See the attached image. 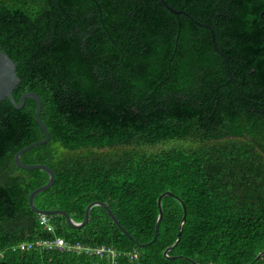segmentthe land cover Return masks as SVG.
Wrapping results in <instances>:
<instances>
[{"label": "trees", "instance_id": "trees-1", "mask_svg": "<svg viewBox=\"0 0 264 264\" xmlns=\"http://www.w3.org/2000/svg\"><path fill=\"white\" fill-rule=\"evenodd\" d=\"M0 0V264H264V0ZM212 35L211 36V31ZM189 140V141H187ZM173 141H179L175 144ZM187 142V143H186ZM162 216L155 239L156 200ZM177 243L162 251L176 237ZM61 236L69 250L34 241ZM30 242L26 250L17 243ZM103 246L88 255L76 251ZM13 247H16L13 249ZM188 258V259H187Z\"/></svg>", "mask_w": 264, "mask_h": 264}, {"label": "water", "instance_id": "water-1", "mask_svg": "<svg viewBox=\"0 0 264 264\" xmlns=\"http://www.w3.org/2000/svg\"><path fill=\"white\" fill-rule=\"evenodd\" d=\"M93 1H95V0H93ZM159 1L170 12H172V13L181 12V11H177L176 9H173L172 7L168 6L164 0H159ZM18 80L19 79H18V77H17V75L15 73L14 63L12 62V60L5 53H2L0 51V100L3 99V98H7L11 102L13 107L19 108L22 105L23 99L25 97H31L34 100V102H35L34 120H35L36 124L41 128V130H42V132L44 134L43 138L35 140V141H32V142L26 144L25 146H23L19 150H17L14 153V155H13V162H14V164L17 167L22 168V169L40 168L43 171H45L47 173V176H48L47 181H46L45 184L38 186L37 188L33 189L29 193V195H28V204H29L31 210L33 212H35V213H43V214H48V215H52V214L62 215V216H64V219H65L66 223L70 227H72V228H80L81 226L84 225V223L88 219L89 209L93 205H98V206L102 207L103 209H105V211L109 215L110 219L116 224V226L119 228V230L124 235H126L129 239H131L133 241L132 237L130 235H128V233L124 230V228L118 223L117 219L114 217V215L111 213V211L107 208V206L104 203L100 202V201H91V202H89L85 206L84 213H83V218L79 222H76V221L72 220V218L69 216V214H67L63 210H60V209L39 210V209H37L34 206V204L32 202L33 196L36 193L48 188L52 184L53 174H52L51 169L48 166L44 165V164H40V163L39 164L38 163L37 164H23L20 161V159H19V155L22 152H24L25 150L31 148L32 146L45 143L48 140V138H49V134H48V131L46 129V126L42 123V121L38 117V113H39V110H40V99H39L38 95L35 92H33V91H25V92L20 94V96L18 97L17 101H14V99L12 98L11 91L15 87V85L18 83ZM164 195H169V196H172V197L176 198L171 192H168V191H164V192H162L161 194L158 195L157 200H156L157 216H156V219H155V224H154V230H153L152 238L146 243L138 244L139 247H143L146 244L152 242L155 239V237H156V233H157V229H158V223H159V220H160V218L162 216V209H161L160 201H161V198ZM178 201H179V203L181 205V208H182V216L180 218V222H179V225H178V228H177L176 237H175V240L170 245L165 247L163 249V251H162L163 256L167 257V258H170V259H174V258L178 257L176 255H172V256L167 255V251H169L177 243V241L179 240V237H180V234H181V225L183 223L184 213H185V211H184L185 209H184L183 203L179 199H178ZM263 254H264V250L259 251L254 256L253 260H256L260 255H263ZM189 261L194 263V264H199V263L194 262L191 259H189ZM247 264H251V262H248Z\"/></svg>", "mask_w": 264, "mask_h": 264}, {"label": "built area", "instance_id": "built-area-1", "mask_svg": "<svg viewBox=\"0 0 264 264\" xmlns=\"http://www.w3.org/2000/svg\"><path fill=\"white\" fill-rule=\"evenodd\" d=\"M38 223L42 226V228L47 231L50 232L52 231V229L54 228V226L48 222V218L46 215L44 214H40L38 216ZM63 242V245H62ZM34 246H37V248L41 249V250H47L50 248L53 249H68V246L64 243L63 239L60 237H55V238H46L43 239L41 241H37L33 244ZM32 246L31 243H21L18 245L17 249L18 250H26L28 248H30ZM76 247H79L78 245H74V247H69V248H74L76 251H84L86 252L88 255H93V254H100L101 251L107 250V252H109L111 255L113 254L112 250L109 249H105L103 248V246H99V247H90L87 248L85 247L83 250H80ZM16 247H13V249Z\"/></svg>", "mask_w": 264, "mask_h": 264}, {"label": "rangeland", "instance_id": "rangeland-1", "mask_svg": "<svg viewBox=\"0 0 264 264\" xmlns=\"http://www.w3.org/2000/svg\"><path fill=\"white\" fill-rule=\"evenodd\" d=\"M170 7H171V6H170ZM172 8H173V7H172ZM173 9H174V8H173ZM177 11H180V10H177ZM181 12H182V11H181ZM181 12H177V13H181ZM210 31H211V30H210ZM211 36L213 37L212 34H211ZM187 141H189V140H187ZM173 142H174L175 144L180 143L179 141H173ZM186 143H187V142H186ZM38 214L40 215V214H43V213H38ZM44 215H46V214H44ZM46 216H47V215H46ZM47 218H48V216H47ZM48 222H49V221H48ZM49 223H50V222H49ZM38 224H39V223H38ZM51 224L54 226L53 223H51ZM41 227H42V226H41ZM44 231H45V230H44ZM46 232H47V231H46ZM55 237H60V238H62L61 236H54V237H52V238H55ZM43 239H46V238H43ZM43 239H37V240L34 241V243L37 242V241H41V240H43ZM62 239H63V238H62ZM63 241H64L65 244H67V242H66L64 239H63ZM21 243H30V242H24V241H23V242L17 243V244H16V247H18V245L21 244ZM62 245H63V242H62Z\"/></svg>", "mask_w": 264, "mask_h": 264}, {"label": "flooded vegetation", "instance_id": "flooded-vegetation-1", "mask_svg": "<svg viewBox=\"0 0 264 264\" xmlns=\"http://www.w3.org/2000/svg\"><path fill=\"white\" fill-rule=\"evenodd\" d=\"M166 2V1H165ZM162 4V3H161ZM167 4V3H166ZM163 5V4H162ZM168 5V4H167ZM164 6V5H163ZM169 6V5H168ZM165 7V6H164ZM166 8V7H165ZM176 10H180V11H182V9H181V7H178V8H176ZM211 34H212V31H211ZM263 115H264V113H263Z\"/></svg>", "mask_w": 264, "mask_h": 264}]
</instances>
